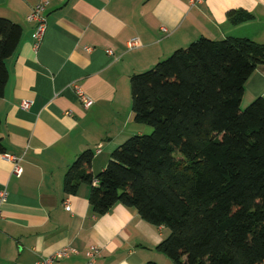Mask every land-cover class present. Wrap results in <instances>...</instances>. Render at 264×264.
<instances>
[{
	"label": "crops",
	"instance_id": "obj_1",
	"mask_svg": "<svg viewBox=\"0 0 264 264\" xmlns=\"http://www.w3.org/2000/svg\"><path fill=\"white\" fill-rule=\"evenodd\" d=\"M41 1L0 0V17L22 28L0 97V191H7L0 264H35L66 248L77 253L54 264H86L91 247L100 252L93 264H173L156 249L169 236L167 228L146 223L123 205L96 217L90 186L67 195L65 174L90 150L91 172L98 175L117 148L146 133V125L134 121L132 76L200 38L264 44V0H51L45 37L35 50V23L27 17ZM233 10L254 17L232 25ZM133 39L139 46L130 50ZM75 84L92 99L88 109ZM257 97L264 98V65L247 82L241 107ZM23 101L29 109L21 108ZM3 155L19 159L21 176Z\"/></svg>",
	"mask_w": 264,
	"mask_h": 264
},
{
	"label": "trees",
	"instance_id": "obj_2",
	"mask_svg": "<svg viewBox=\"0 0 264 264\" xmlns=\"http://www.w3.org/2000/svg\"><path fill=\"white\" fill-rule=\"evenodd\" d=\"M253 17L228 13L232 25ZM21 37L19 25L0 17V97ZM261 65L264 44L200 38L132 76L134 121L153 132L129 138L96 176L93 152L81 153L65 174V193L88 185L96 217L123 205L167 228L156 249L173 264H264V98L241 110Z\"/></svg>",
	"mask_w": 264,
	"mask_h": 264
},
{
	"label": "built area",
	"instance_id": "obj_3",
	"mask_svg": "<svg viewBox=\"0 0 264 264\" xmlns=\"http://www.w3.org/2000/svg\"><path fill=\"white\" fill-rule=\"evenodd\" d=\"M51 0H42L39 4H37L29 16L27 17V20L29 22L35 23V44H34V49L38 50L39 46L42 44L43 39L45 37V33L47 30V20L45 16V9L48 3ZM163 30H165L163 28ZM166 31V30H165ZM139 46V42L136 39L131 40L128 43V48L130 50L137 48ZM73 88L75 90V93L81 103V105L85 108L88 109L91 107L93 104L92 99L83 91L79 85L75 84L73 85ZM31 103L28 101H23L21 103V108L23 110L29 109ZM3 159L10 161L13 163V170L12 173L15 176H21L22 174V167L18 163V158L11 156V155H3ZM7 200V191L6 190H1L0 191V217L2 216V206ZM64 207L67 210H70V206L68 203H64ZM77 253L74 249L71 248H66L61 251H58L54 253L53 255H50L46 258H42L38 260L35 264H54L57 260L65 259L68 258L71 254ZM100 252L96 249V247H91L90 251L88 253V261L86 264H93V262L96 260Z\"/></svg>",
	"mask_w": 264,
	"mask_h": 264
},
{
	"label": "rangeland",
	"instance_id": "obj_4",
	"mask_svg": "<svg viewBox=\"0 0 264 264\" xmlns=\"http://www.w3.org/2000/svg\"><path fill=\"white\" fill-rule=\"evenodd\" d=\"M246 102V101H245ZM250 105V103L243 105V107H241V110L244 111L248 106ZM146 133L145 135H150L153 132V129L150 126H146Z\"/></svg>",
	"mask_w": 264,
	"mask_h": 264
}]
</instances>
